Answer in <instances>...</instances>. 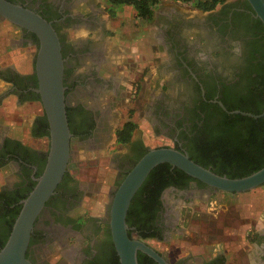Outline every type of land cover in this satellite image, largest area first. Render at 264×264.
<instances>
[{
  "label": "flooded vegetation",
  "instance_id": "1",
  "mask_svg": "<svg viewBox=\"0 0 264 264\" xmlns=\"http://www.w3.org/2000/svg\"><path fill=\"white\" fill-rule=\"evenodd\" d=\"M11 1L37 12L50 22L58 37L63 59L64 101L70 108L68 118L70 129L74 133L70 136L69 147L75 141L92 153L97 149L101 151L109 145L111 135L115 143L114 131L117 127L112 128L108 120V100L111 97L117 103L121 83L119 79H114L117 76L105 72V65H115L114 56L110 60V56L105 54V47L91 38L98 34L96 28L100 27L94 7L88 0ZM0 24L4 25L7 33L11 32L10 35L14 31L21 44L36 48L37 39L35 41L36 37L31 32L2 18ZM77 29H84L86 35L74 39L73 33ZM187 33L197 36L188 40ZM159 36L162 40L159 46L165 48V61L161 67L166 70L167 75L163 81L160 80L162 83L159 85V92L148 98L143 108L152 132L170 138L172 147L186 152L184 145L205 126V115L212 119L220 110L224 111L218 104L220 95L224 92L230 95L239 90L243 92L247 87H252L253 74L249 67L256 60L249 58L248 52L264 47V26L254 16L246 0H224L203 17L185 18L182 13L175 11L167 14L163 18ZM157 73L160 75L158 71ZM0 78L15 86L20 97L33 98L39 102L35 92L36 80L30 76L19 79L16 74L12 75L8 69H4L0 71ZM40 116L37 117L38 122L31 124V129L37 127L40 130ZM3 142L4 140L0 142V168H13L8 173L7 182L0 187V193L12 197L24 193L30 182L34 181V174L44 151L28 146L29 150L17 148L9 142V148L15 155L31 161L20 163L10 158L9 153H5ZM116 145V149L110 150L113 152L114 179L102 214H80L85 190L72 175L60 180L59 186L46 200L33 223L26 249V257L33 264L112 262L115 251L107 227L109 197L115 183L132 166L135 157L142 148H147L136 131L132 132L128 144ZM119 149L121 150L118 151ZM70 158L69 155L66 168ZM260 186L264 188V184ZM218 192L221 191L193 177L181 176L178 183L167 184L158 193V204L153 215L147 218V223L141 222L147 228L140 230L147 229L155 235L142 239L143 242L148 244L147 240H153L168 243L180 238V219L184 210L190 212L191 201L195 197L204 200ZM167 196L170 197L169 201ZM1 201L0 198V203ZM126 231L130 238L140 239L137 227L127 225ZM253 232L255 236L250 241H245V245L224 248L212 245L205 253H189L173 261L160 254L169 264H234L248 250V258L239 264H264V226ZM0 233L2 234L1 229ZM243 239L249 238L246 236ZM233 254L237 259L231 261L229 258Z\"/></svg>",
  "mask_w": 264,
  "mask_h": 264
},
{
  "label": "rangeland",
  "instance_id": "2",
  "mask_svg": "<svg viewBox=\"0 0 264 264\" xmlns=\"http://www.w3.org/2000/svg\"><path fill=\"white\" fill-rule=\"evenodd\" d=\"M88 2L98 13L97 20L100 22V27L96 28L98 34L92 35L91 38L105 47V54L107 57L110 56V60L114 56L115 65L113 67L105 65V72L117 76L118 78L114 77V79H119L121 83L117 103L111 97L108 100L110 104L108 120L111 122V127H118L124 120L129 119L136 124L134 131L147 148L171 146L170 138L152 132L143 108L147 99L159 92V85L162 83L160 80H164L163 75H158L156 68H160L165 61L164 52H157L160 48L157 44L161 38L158 35L159 29L166 15L157 14L156 7L158 6L159 10L176 7L175 12L182 13L185 18L203 17L206 12L195 9L188 2L161 0L154 8L151 18L142 20L135 16L129 6L117 7L111 14L106 10L105 0H88ZM10 34L11 32L0 34V44L3 49L7 47L8 37L12 36ZM82 35H86L85 30L77 29L73 33V38ZM196 36L187 33L188 40ZM35 49L34 46L33 57ZM34 141L31 140V147L46 151L47 138L41 143ZM116 147L112 135L109 145L105 146L104 150L94 149L93 153L84 149L83 144L71 142L69 147L71 158L66 171L85 190L80 214L92 216L102 214L103 204L107 200L114 179L113 152L110 150ZM12 168L13 166L0 168V187L7 182L8 173ZM167 200H170L169 196ZM178 203L182 204V202ZM191 204L190 212L184 210L180 219L182 221L180 238L172 239L168 243L147 240L148 245L162 253L169 261L189 253H205L212 245L220 248L245 245V241H250L254 236L253 230L264 226L262 186L234 194L218 192L204 200L195 197ZM246 236L248 240L243 239ZM249 254L247 250L238 259L235 254L229 259L231 261L237 259L234 264L244 263Z\"/></svg>",
  "mask_w": 264,
  "mask_h": 264
},
{
  "label": "water",
  "instance_id": "3",
  "mask_svg": "<svg viewBox=\"0 0 264 264\" xmlns=\"http://www.w3.org/2000/svg\"><path fill=\"white\" fill-rule=\"evenodd\" d=\"M246 1L254 16L264 26V0ZM0 18L31 32L37 39L33 73L36 79L35 92L38 94L47 125V149L42 170L34 177V184L26 196L20 200L19 210L0 247V264H33L26 257V249L34 220L66 171L70 155L71 134L65 116L62 84L63 59L55 30L50 22L37 12L7 0H0ZM218 104L226 111L220 102ZM226 112L258 117L264 113V107L256 115L239 110ZM160 163L176 167L221 192L241 193L264 184V165L247 175L228 178L198 165L188 158L186 152L172 146L146 148L113 188L107 205V227L118 264H137V251L151 258L156 264H169L167 259L150 245L140 239L130 238L125 223L126 211L133 194L149 171Z\"/></svg>",
  "mask_w": 264,
  "mask_h": 264
},
{
  "label": "trees",
  "instance_id": "4",
  "mask_svg": "<svg viewBox=\"0 0 264 264\" xmlns=\"http://www.w3.org/2000/svg\"><path fill=\"white\" fill-rule=\"evenodd\" d=\"M7 1L12 2L11 0ZM160 1L161 0H105V3L107 5L106 10L111 14H113L114 9L117 7L129 6L133 9L137 18L149 20L154 8ZM178 1L188 2L201 12L210 11L224 2V0ZM254 52H257V55H254ZM254 52L253 50L248 52V57L256 60L255 63L249 67L250 72L253 74L251 77V83H253V85L251 88L247 87L243 92L239 90L230 95L226 92L220 95L219 100L226 111L239 110L256 115L259 114L264 107V47H260L259 50L255 49ZM2 78L9 80L4 76H2ZM31 78L36 80L34 75H32ZM69 109L70 108L65 105L67 126L72 135L74 133L70 129L68 118ZM226 111L220 110L212 119H209L208 116L205 115V126L194 138L184 145V148L189 159L202 167L208 168L215 174L224 175L228 178L241 177L264 165V113L258 117H251L240 113H227ZM40 117L42 119L38 125L40 130H38L37 127L30 129L32 137H47V125L43 112ZM37 119L38 118L35 119L34 124L38 122ZM135 128L136 124L134 122L129 119L124 120L114 131L115 143L119 145L128 144ZM9 142L13 143L17 148L27 150H29V148L21 145V143L16 140L4 139L2 148L5 153H9L10 158L18 162L31 163V161L17 154L15 155L12 149L9 148ZM145 151L146 148H142L140 153L135 157L134 162ZM45 152L46 151L42 153V160L35 171V177H37L42 170ZM181 176L190 177L180 169L171 167L167 163L157 164L149 171L141 185L133 194L126 211L125 223L126 225L137 227L140 240L155 236L147 229H140L147 228V226L143 227L141 222L147 223V218L153 215L156 205L158 204L157 197L160 189L167 184L175 183L176 181L178 183ZM67 177H69V174L65 171L60 180H64ZM119 181L115 183V186ZM33 184L34 181H31L24 193L15 194L12 197L0 193V198L2 199L0 203V229L2 230V234L0 233V247L4 243L13 219L19 210L20 200L26 196ZM57 186H59V183L56 187ZM126 232L129 236L128 231ZM112 256V262L110 264H118L116 254ZM136 262L137 264H156L151 258L139 251L136 252Z\"/></svg>",
  "mask_w": 264,
  "mask_h": 264
},
{
  "label": "crops",
  "instance_id": "5",
  "mask_svg": "<svg viewBox=\"0 0 264 264\" xmlns=\"http://www.w3.org/2000/svg\"><path fill=\"white\" fill-rule=\"evenodd\" d=\"M158 7V6H157ZM156 7L157 14L167 15L176 11V7L160 9ZM1 35L7 33L4 25L0 24ZM4 33V34H3ZM159 35V34H158ZM157 45H160L161 42ZM160 47V46H159ZM160 50V51H159ZM165 48H159L157 52H164ZM2 55V56H1ZM3 57H6L3 59ZM0 71L8 69L12 75H17L19 79L32 77L33 75V51L30 45L21 44L20 38L13 31L12 36L8 37L7 47L3 49L0 44ZM165 59V58H164ZM160 75L164 78L167 75L163 67L157 68ZM7 77H9L7 75ZM11 83L0 78V142L4 139L16 140L19 143L31 147V140L36 143L43 142L44 136L32 137L30 132L31 124L42 114L39 109L40 103L33 98L19 96V91ZM41 110V111H40ZM33 125V124H32ZM33 148V147H32ZM37 150H43L36 148ZM104 206V204H103ZM103 211V210H102ZM100 216V214H96Z\"/></svg>",
  "mask_w": 264,
  "mask_h": 264
}]
</instances>
